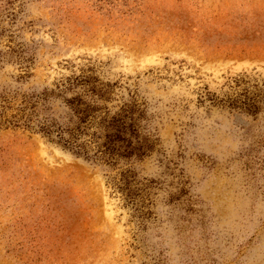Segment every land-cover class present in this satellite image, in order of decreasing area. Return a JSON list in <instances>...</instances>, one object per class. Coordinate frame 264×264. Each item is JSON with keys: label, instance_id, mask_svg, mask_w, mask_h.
I'll return each mask as SVG.
<instances>
[{"label": "rangeland", "instance_id": "rangeland-1", "mask_svg": "<svg viewBox=\"0 0 264 264\" xmlns=\"http://www.w3.org/2000/svg\"><path fill=\"white\" fill-rule=\"evenodd\" d=\"M0 264H264V0H0Z\"/></svg>", "mask_w": 264, "mask_h": 264}, {"label": "trees", "instance_id": "trees-1", "mask_svg": "<svg viewBox=\"0 0 264 264\" xmlns=\"http://www.w3.org/2000/svg\"><path fill=\"white\" fill-rule=\"evenodd\" d=\"M68 102L77 117L73 125L63 126L49 122L41 125L40 131L49 136L51 141H55L52 137V135H55L56 142L61 143L65 148L74 151L76 154H83L87 159H90L92 156L89 153L87 141L81 140V134L85 133L82 125L87 123L90 117H95L93 114L99 110V107L87 102L81 96ZM124 119L122 116H112L110 119H108V116H104L100 120L101 123L105 124L107 131L105 134L106 140L102 144L104 149L100 150L104 153L106 161L111 162L114 156L131 158L134 155L142 157L146 154L141 145L135 146L132 144L127 134H135L136 130L133 128L132 123L128 124ZM131 176V174L123 173L120 188L127 191L128 198L132 201L136 193L131 188Z\"/></svg>", "mask_w": 264, "mask_h": 264}]
</instances>
